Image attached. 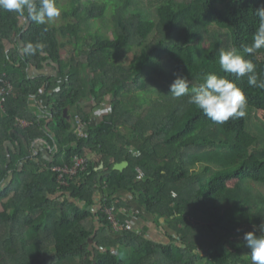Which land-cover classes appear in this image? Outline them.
I'll list each match as a JSON object with an SVG mask.
<instances>
[{"label":"trees","instance_id":"obj_1","mask_svg":"<svg viewBox=\"0 0 264 264\" xmlns=\"http://www.w3.org/2000/svg\"><path fill=\"white\" fill-rule=\"evenodd\" d=\"M74 2L59 28L36 23L27 10H0V90H8L0 92V264H253L243 235L254 225L259 235L264 222V194L252 186L264 187V141L249 117L264 112V90L248 85L247 75L224 72L219 54L235 47L264 73V48L243 52L264 0H165L155 20L121 0L114 40L81 37L82 22L102 20L111 0ZM60 38L73 58L63 59ZM46 65L60 77L30 74ZM208 74L243 90L244 117L215 123L188 96L169 93L177 75L198 86ZM109 95L100 123L89 125L80 99L98 107ZM32 96L48 107L33 111ZM75 116L88 124L86 139L73 132ZM36 140L57 149L33 156ZM86 154L100 156L103 170L91 165L59 188L53 167ZM125 161L124 171L113 169ZM137 169L144 180L137 181ZM123 190L169 242L113 230L106 209H129Z\"/></svg>","mask_w":264,"mask_h":264},{"label":"clouds","instance_id":"obj_2","mask_svg":"<svg viewBox=\"0 0 264 264\" xmlns=\"http://www.w3.org/2000/svg\"><path fill=\"white\" fill-rule=\"evenodd\" d=\"M0 10L20 15L27 10L29 18L38 24H44L60 14L56 0H0ZM255 15L259 19V25L251 45L243 48V52L247 54L264 48V5L255 10ZM26 50L35 52L32 44H28ZM219 65L224 72L235 74L237 79L247 75L248 85L264 90V73L257 74L256 65L246 59L237 48L221 50ZM169 93L177 98L188 96L189 102L196 105L215 123L222 124L229 118H242L246 114L247 99L243 90L235 81L217 74H208L205 81L198 86H190L187 77L177 75L169 85ZM105 104L103 116L109 106ZM255 227L254 225V230L245 232L243 239L250 249L253 264H264V222L259 225V235L256 234Z\"/></svg>","mask_w":264,"mask_h":264},{"label":"rangeland","instance_id":"obj_3","mask_svg":"<svg viewBox=\"0 0 264 264\" xmlns=\"http://www.w3.org/2000/svg\"><path fill=\"white\" fill-rule=\"evenodd\" d=\"M104 2L105 0H81V5L86 6L88 2ZM109 9L102 18V20L99 21H83L81 24L82 29V38L87 39L89 35H101L107 39L114 40V34H115V25H114V12L118 8L119 4L117 5V2H121V0H111ZM165 0H131V4L129 6L130 11L132 12H142L146 16H149L151 20H155L156 17V7L159 6L161 3H163ZM175 1H183V0H175ZM74 0H56V5L60 9L59 16L47 20L44 24L49 25L51 27H60L65 25L63 20V12L64 11H70L73 9L74 6ZM61 42L65 43L66 47L63 50V59H67L70 55L71 58L73 56L71 55L73 53V48L71 45L68 44L67 40H64L63 38H60ZM134 55H129L125 58H123L124 64H130L133 60ZM84 59V58H83ZM80 60V59H79ZM83 74L85 76L90 75L89 69H84ZM107 103V101L105 102ZM109 105V103H107ZM106 107V104H105ZM109 109V108H107ZM250 110V109H247ZM264 122V112L261 111H252L249 117V124L252 132L260 138L261 141H264V130L262 123ZM88 155V154H87ZM88 160H91V156L88 155L86 157ZM91 164V163H90ZM252 186L262 192L264 194V187L258 186L256 184H252ZM136 232V231H133ZM163 235V234H162ZM166 242H169L168 239L165 238ZM92 244V243H91ZM125 256V255H124Z\"/></svg>","mask_w":264,"mask_h":264},{"label":"crops","instance_id":"obj_4","mask_svg":"<svg viewBox=\"0 0 264 264\" xmlns=\"http://www.w3.org/2000/svg\"><path fill=\"white\" fill-rule=\"evenodd\" d=\"M72 56L73 53L71 54ZM45 73L48 76H54L56 77V79L58 77H60L58 69L54 68L53 66L50 65H46L44 67L43 70L38 71L36 69H34L33 67H31L30 69V74L31 75H39ZM59 75V76H58ZM10 86L12 84V82L10 80L6 81ZM35 96L30 97V108L33 111H40V105L38 102V99L34 98ZM107 103H110L111 98L110 95L107 97L106 99ZM103 102V107L102 109H104L105 106V102ZM82 105H83V109L87 114H90L91 120H93V118L98 119V123H100L101 119L96 116V114L93 113L94 110H96L98 107L101 106V104L98 107H93V103L92 100L89 99H85L82 98L79 101ZM2 103V101L0 100V104ZM97 112V111H94ZM89 120V121H91ZM97 123V124H98ZM96 123H93L91 121V125H97ZM74 126V124H73ZM44 146H46V144H44ZM45 155L47 156V154L45 153ZM91 156V160H89V162L91 163V165L96 166V168H94V171H101L104 168V163L102 161V158L98 155H93V154H88ZM87 154L85 155V157L88 156ZM114 160V161H113ZM116 160L115 159H111V163H114ZM102 179V176L100 177ZM118 195H121V199L123 202L127 203V205L129 206V209H126L124 207L118 208L117 209V216L119 219V222L121 225L125 226V227H132L137 231V234H142L144 236L145 239L150 240V241H158L161 243L166 242L164 236L162 235L160 229H158L156 227V225L154 224V221L152 219L151 216H149L146 211L144 206H142L134 196H132L130 193H128L127 191L123 190L120 191ZM99 196V193L97 194V198ZM99 202V199H97ZM100 203V202H99ZM98 209H100V205L96 206L93 208V211H98Z\"/></svg>","mask_w":264,"mask_h":264},{"label":"built area","instance_id":"obj_5","mask_svg":"<svg viewBox=\"0 0 264 264\" xmlns=\"http://www.w3.org/2000/svg\"><path fill=\"white\" fill-rule=\"evenodd\" d=\"M10 88H13V86L9 85ZM0 92L2 94H6L8 93L7 89H2L0 90ZM39 105L44 106V101H40L38 100ZM40 107V106H39ZM103 105H101L100 107H98L96 109L97 112H94V114H96V116H98L100 119H102L103 113L105 112V106L104 109H102ZM40 111L41 108H40ZM73 132L74 134L77 136V138L79 139H86L88 137V124L91 125V121L93 123H98V119L93 118V120L90 121V123L87 124V122H83L81 121L77 116L74 117L73 119ZM29 123L23 121L22 125L23 126H27ZM44 144H46V142L44 140H36L32 146L33 149V156H37L39 152H43V153H49V155L55 150L57 149V146L55 145L54 147H50L49 145L46 144V146H44ZM91 164L89 162V160L85 157V156H75L72 160V165H65V166H54L53 167V171L57 174V181H58V185L59 188H63V187H69L70 182L77 178L76 176L81 172H86L90 169ZM137 173H138V177H137V181H142L145 178L144 173L140 170L137 169ZM176 195L173 194V197H175ZM106 215L108 216V220L113 228L114 231H116L117 233H121L124 230H132V231H136L134 228L132 227H125L123 225L120 224L118 216H117V211L115 208H108L106 209Z\"/></svg>","mask_w":264,"mask_h":264},{"label":"water","instance_id":"obj_6","mask_svg":"<svg viewBox=\"0 0 264 264\" xmlns=\"http://www.w3.org/2000/svg\"><path fill=\"white\" fill-rule=\"evenodd\" d=\"M65 112H67V110H66ZM113 161H114V160H113ZM128 166H129V163L125 161V162H122V163H115L113 169L116 170V171H120V172H122V171H124ZM100 180H101V178H100Z\"/></svg>","mask_w":264,"mask_h":264}]
</instances>
